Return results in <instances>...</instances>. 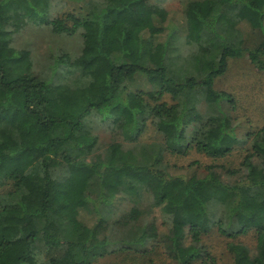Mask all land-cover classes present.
Returning a JSON list of instances; mask_svg holds the SVG:
<instances>
[{
    "label": "trees",
    "instance_id": "16d2710c",
    "mask_svg": "<svg viewBox=\"0 0 264 264\" xmlns=\"http://www.w3.org/2000/svg\"><path fill=\"white\" fill-rule=\"evenodd\" d=\"M81 1L53 14L52 0H0V264H161L160 248L169 264H215L213 228L254 229L253 250H228L264 264V126L240 136L234 96L216 88L232 59L264 72V0H186L180 24L152 0ZM30 21L80 33L79 51L36 71L11 45ZM149 124L158 137L141 141ZM238 147V167L202 174L169 159Z\"/></svg>",
    "mask_w": 264,
    "mask_h": 264
},
{
    "label": "rangeland",
    "instance_id": "374dc122",
    "mask_svg": "<svg viewBox=\"0 0 264 264\" xmlns=\"http://www.w3.org/2000/svg\"><path fill=\"white\" fill-rule=\"evenodd\" d=\"M169 10L171 17L176 23L183 21V9L186 0H152ZM81 0H52V13L69 12L80 8ZM51 12L48 14L50 18ZM243 31L247 35L250 32L249 27L242 25ZM251 33V32H250ZM252 34V33H251ZM259 40V35L254 34L253 41ZM11 45L15 48H26L32 52L34 59V69L40 72H50L52 67L51 61L47 54L50 51L62 53L64 50L75 54L79 51L82 44L80 33L73 35H56L50 32L45 24L39 25L37 22L30 21L23 29L12 33ZM216 88L231 92L235 100V108L230 109V113L235 118L237 132L240 136L245 137L248 133H253L264 126V72L259 71L250 62L248 58L232 59L230 61L228 72L217 79ZM230 107V105L228 104ZM100 137L103 142H107L111 137V132L101 130ZM158 137V132L152 125H148L140 136L141 141H154ZM244 151L242 147L236 148L232 154L219 161H212L210 158L196 151L181 157H169L170 163L178 165H190L191 170L197 173H205L206 166L211 163L227 164L231 168L239 166ZM120 203L118 202L117 205ZM153 216L156 223L159 224L161 230H164L162 216L159 209H156ZM240 241L246 244L251 250L256 246V231L249 230L247 233L238 235L220 234L215 228L204 236V242L208 246L212 256L215 258V264H232L231 253L228 250V242ZM153 241L150 246L152 245ZM55 251L46 253L55 254ZM156 258L160 263H170V259L166 257L164 250L160 248L156 254ZM114 260L111 257L103 259L99 264H111ZM193 264H202V261H195Z\"/></svg>",
    "mask_w": 264,
    "mask_h": 264
}]
</instances>
